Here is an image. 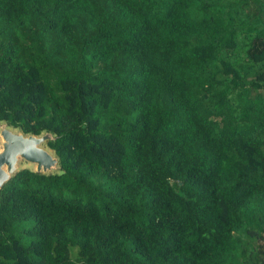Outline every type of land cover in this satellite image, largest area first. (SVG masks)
<instances>
[{
    "label": "trees",
    "instance_id": "1",
    "mask_svg": "<svg viewBox=\"0 0 264 264\" xmlns=\"http://www.w3.org/2000/svg\"><path fill=\"white\" fill-rule=\"evenodd\" d=\"M0 121V264H264V0H0Z\"/></svg>",
    "mask_w": 264,
    "mask_h": 264
},
{
    "label": "water",
    "instance_id": "2",
    "mask_svg": "<svg viewBox=\"0 0 264 264\" xmlns=\"http://www.w3.org/2000/svg\"><path fill=\"white\" fill-rule=\"evenodd\" d=\"M2 148L0 149V187L16 172L17 161L22 158L36 165L37 172H44L56 165L57 159L41 147V143L51 138L49 133L41 136L14 132L2 126L0 131Z\"/></svg>",
    "mask_w": 264,
    "mask_h": 264
},
{
    "label": "rangeland",
    "instance_id": "3",
    "mask_svg": "<svg viewBox=\"0 0 264 264\" xmlns=\"http://www.w3.org/2000/svg\"><path fill=\"white\" fill-rule=\"evenodd\" d=\"M2 126H5V127L9 128L10 130H12V131H14V132H18V130L14 129V128H12V127H8L4 122H1V121H0V131H1V129H2ZM40 146L43 147L46 151H48V152L54 157L52 150H50V149L46 146L45 142H44V143H41ZM1 148H2V138H1V136H0V149H1ZM21 168H29V169H32V170L35 171V170H36V165L33 164V163H30V162H28V161H26V160H24V159H22V158H19L18 161H17V168H16L15 171H17V170H19V169H21ZM57 171H58V168H57V165H55V166L51 167V169L46 170V171H44V172H45V173H54V172H57ZM44 172H43V173H44Z\"/></svg>",
    "mask_w": 264,
    "mask_h": 264
}]
</instances>
